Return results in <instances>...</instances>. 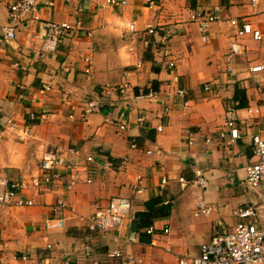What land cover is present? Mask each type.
Masks as SVG:
<instances>
[{"label":"crops","instance_id":"1","mask_svg":"<svg viewBox=\"0 0 264 264\" xmlns=\"http://www.w3.org/2000/svg\"><path fill=\"white\" fill-rule=\"evenodd\" d=\"M14 1L0 0V34ZM153 1L113 6L106 0H40L41 19L79 22L80 33L65 37L54 55H43V26H21L7 57L0 59V119L10 116L17 124L15 131L0 124V173L31 182L41 172L44 154L55 147L102 153L112 163L99 170L92 183L74 188L64 179L35 196L30 185L35 206H0V264H120L113 254L118 248L155 264H177L176 253L196 255L202 243L232 230L239 221L235 210L247 204L258 208L254 221L264 228V182L253 190L245 181L246 167L254 162L251 136L264 137V70H250L264 65V36L237 37L230 24L234 18L240 24L250 21L264 34V0L256 6L252 0ZM199 7L221 8V19L211 24L207 41L190 19ZM132 24L138 32L130 30ZM150 25L173 29L174 66L162 57L159 37L146 32ZM233 43L240 46L239 52L232 51ZM88 66L91 73L85 71ZM125 82V93L105 95L103 110L80 120L81 108L94 94ZM43 83H51L52 90L42 93ZM179 89L186 90L185 96ZM151 91L155 97L149 96ZM237 95L245 102L238 111L241 138L225 144L216 135L227 107L239 102ZM140 116L146 118V126L137 125ZM123 123L126 129L120 128ZM24 129L28 136L18 138ZM133 134L139 139L137 149L130 147ZM208 137L213 141L207 143ZM191 139L193 146L188 144ZM151 148L160 152L148 155ZM197 172L207 177V187L180 182V176L192 180ZM163 177L169 180L165 190ZM156 195L173 204L170 215L155 221L151 242L140 241L139 235L137 242L128 241L134 213ZM113 196L128 198L132 215L120 229L89 232L82 217L92 216L96 204L106 205ZM58 197L68 205L60 212L68 218L67 226L47 231L44 224ZM200 198L212 206L210 214H193ZM87 241L93 254L77 259L75 251Z\"/></svg>","mask_w":264,"mask_h":264},{"label":"built area","instance_id":"2","mask_svg":"<svg viewBox=\"0 0 264 264\" xmlns=\"http://www.w3.org/2000/svg\"><path fill=\"white\" fill-rule=\"evenodd\" d=\"M106 2L113 6H123L128 4L129 0H106ZM152 5L153 0H148ZM258 0H252V4L256 6ZM49 5H54L53 1L48 2ZM40 0H15L9 7V21L2 27V34H0V59L7 57L8 46L12 44L13 40L17 37L18 30L21 26H35L40 23L44 30V40L41 47L43 55H54L58 49L60 42L71 34H78L82 30L79 22L71 21H56V20H43L40 18L41 9ZM79 7L85 4H79ZM191 21L198 24V28L202 39L207 41L209 38L210 26L213 22L221 19V8H205L199 7L193 10L190 14ZM230 24L236 27V36L244 38L247 35L252 36L255 40H261L264 36L262 30L253 25L250 21H244L240 24L237 18L231 19ZM130 30L138 32L135 24H132ZM146 32L158 36L161 45V55L166 58L170 66L176 64L171 54L170 38L173 35V29L165 26L150 25L147 26ZM92 35V32H87ZM240 46L237 43L232 44V51L239 52ZM228 60H231V55ZM87 63H91L89 56L85 57ZM17 65V63L15 64ZM141 65V64H138ZM250 70L253 72H260L264 70V65L251 66ZM85 71L91 73V68L88 66ZM51 83H43L40 91L44 94L52 90ZM129 88L127 82L120 86L107 85L104 86L100 93L94 94L90 100L87 101L84 107L80 110V120H87L91 114L101 112L104 106L108 103L105 100V95H109L115 91L125 93ZM185 89H179L178 94L185 96ZM150 97H155V92L149 93ZM20 98L25 99L24 94ZM253 112V109H248ZM239 102L231 103L225 112V120L222 128L217 132V139L225 144H231L241 138L239 128ZM31 119L36 118L34 111L30 112ZM45 116V114H43ZM70 117L74 119V114ZM0 124H4L12 131H15L17 124L12 117L0 119ZM146 118L140 116L137 120L138 126H146ZM121 129H126L125 123L120 125ZM162 130V126L157 127ZM28 129H24L21 133H17V137L24 139L28 136ZM214 137H208L207 143L212 142ZM189 145H194L196 142L191 139ZM251 145L253 151L254 162L246 167V184L249 188L257 190L264 182V137L261 134H253L251 136ZM130 147L132 149L139 148V139L137 135L130 137ZM154 152H160L158 149H148V155ZM111 161L104 156V154L85 153L80 147H67L62 149L55 147L47 151L41 161V172L35 176L31 182L28 180H10L2 173H0V206L6 207H30L37 204L34 199L36 195L44 187L53 185L56 182L66 179L68 188H74L78 184L92 183L95 176L101 169L111 168ZM141 176H138V181ZM180 182L186 186L189 183L207 187L208 179L200 172L196 173V177L188 180L184 176L179 177ZM168 177H163L161 181L162 189H166ZM30 185L35 188L34 195L29 196ZM134 189L142 192V188L138 184L134 185ZM68 205L64 198L58 197L56 199L54 210L52 214L47 217L44 228L47 231H55L66 228L68 218L61 216V210L67 209ZM132 204L130 200L123 196H113L110 198L106 205L96 204L95 212L90 217H82L86 222V227L89 232H109L112 230L120 229L124 224V220L132 215ZM213 208L207 201L200 198L196 201L193 208L194 215L210 214ZM258 208L254 205L247 204L246 206L239 207L235 210V215L239 218L237 224L232 230L226 233H218L214 238L202 243L199 253L196 255L179 254L176 253L177 264H264V228L258 226L254 218L259 215ZM156 230L155 225L147 228V232L154 235ZM165 233L170 230L166 226L163 228ZM128 241L137 242L138 237L135 232L128 236ZM51 248L52 245L49 244ZM168 251H173L172 248H167ZM94 252V248L90 242H85L84 246L75 251L74 256L90 257ZM116 258L119 259L120 264H155L151 260H145L136 256L133 253H126L121 248L116 249L114 252ZM74 256L72 258H74ZM26 259V257H23ZM69 262V261H68ZM70 263V262H69Z\"/></svg>","mask_w":264,"mask_h":264},{"label":"trees","instance_id":"3","mask_svg":"<svg viewBox=\"0 0 264 264\" xmlns=\"http://www.w3.org/2000/svg\"><path fill=\"white\" fill-rule=\"evenodd\" d=\"M149 90H144L148 92ZM235 99L239 100V107H243L245 102L241 96L237 95ZM173 204L165 201L163 196L156 195L145 202V209L134 213L131 226L132 231L139 235L140 241L151 242L152 234L147 232V228L154 225L156 220L170 215Z\"/></svg>","mask_w":264,"mask_h":264},{"label":"rangeland","instance_id":"4","mask_svg":"<svg viewBox=\"0 0 264 264\" xmlns=\"http://www.w3.org/2000/svg\"><path fill=\"white\" fill-rule=\"evenodd\" d=\"M116 250V249H115ZM114 254V253H113Z\"/></svg>","mask_w":264,"mask_h":264}]
</instances>
